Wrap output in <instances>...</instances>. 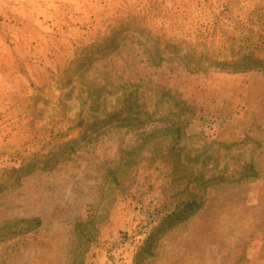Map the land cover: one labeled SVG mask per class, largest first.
I'll list each match as a JSON object with an SVG mask.
<instances>
[{
  "label": "rangeland",
  "instance_id": "obj_1",
  "mask_svg": "<svg viewBox=\"0 0 264 264\" xmlns=\"http://www.w3.org/2000/svg\"><path fill=\"white\" fill-rule=\"evenodd\" d=\"M258 35L264 0H0V264H264V71L222 70Z\"/></svg>",
  "mask_w": 264,
  "mask_h": 264
},
{
  "label": "trees",
  "instance_id": "obj_2",
  "mask_svg": "<svg viewBox=\"0 0 264 264\" xmlns=\"http://www.w3.org/2000/svg\"><path fill=\"white\" fill-rule=\"evenodd\" d=\"M262 24H259V27L262 28ZM262 32V31H261ZM262 54V55H261ZM242 58V60L238 62H229V63H223L222 70L224 71H250V70H256V71H264V37L261 35H258L256 37V40L254 43H252V51L247 53ZM247 59V62L244 63V60ZM187 213L186 216H190L194 214L195 211H197L200 208V204L196 203L195 201L190 202L186 205Z\"/></svg>",
  "mask_w": 264,
  "mask_h": 264
}]
</instances>
